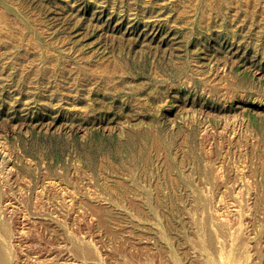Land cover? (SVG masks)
<instances>
[{
  "label": "rangeland",
  "instance_id": "obj_1",
  "mask_svg": "<svg viewBox=\"0 0 264 264\" xmlns=\"http://www.w3.org/2000/svg\"><path fill=\"white\" fill-rule=\"evenodd\" d=\"M0 264H264V0H0Z\"/></svg>",
  "mask_w": 264,
  "mask_h": 264
}]
</instances>
